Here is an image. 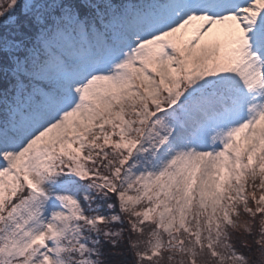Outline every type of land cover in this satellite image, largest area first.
Segmentation results:
<instances>
[{"label":"snow or ice","instance_id":"6c2138e0","mask_svg":"<svg viewBox=\"0 0 264 264\" xmlns=\"http://www.w3.org/2000/svg\"><path fill=\"white\" fill-rule=\"evenodd\" d=\"M0 264H264V0H0Z\"/></svg>","mask_w":264,"mask_h":264}]
</instances>
